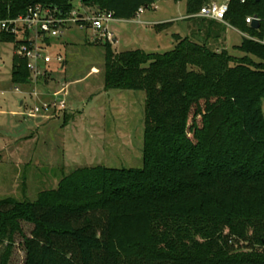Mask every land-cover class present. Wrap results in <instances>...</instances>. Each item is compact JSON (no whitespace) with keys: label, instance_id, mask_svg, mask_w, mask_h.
<instances>
[{"label":"trees","instance_id":"16d2710c","mask_svg":"<svg viewBox=\"0 0 264 264\" xmlns=\"http://www.w3.org/2000/svg\"><path fill=\"white\" fill-rule=\"evenodd\" d=\"M74 1L0 0V16L34 6L66 15ZM78 1L130 21L158 0ZM179 1L188 16L208 3ZM241 1L224 21L263 39L264 0ZM208 23L203 43L175 36L166 53L115 54L105 41L104 90L145 94L142 167L80 168L33 202L0 200V264L16 237L23 264H264V46L243 37L241 59L211 50L224 30ZM26 64L15 56V85L29 82Z\"/></svg>","mask_w":264,"mask_h":264},{"label":"rangeland","instance_id":"374dc122","mask_svg":"<svg viewBox=\"0 0 264 264\" xmlns=\"http://www.w3.org/2000/svg\"><path fill=\"white\" fill-rule=\"evenodd\" d=\"M177 1L158 0L155 11L149 8L131 21L111 23L108 32L117 42H106L111 44L112 52H169L174 47V35L189 37L186 25L194 34L189 38L203 43L204 29L210 30L213 24L197 17L185 21V2ZM80 9L86 15L94 12L74 1L73 10ZM217 25L224 31L218 39L208 41L209 48L243 58L236 49L242 42V32L228 28L227 19ZM105 44L94 39L91 31L70 25L54 44L63 69L54 67L36 83L15 85L11 80L13 45L0 43V200L33 202L39 193L56 189L63 177L80 168L141 169L145 94L104 90ZM249 59L259 63L254 57ZM64 91L65 110L28 116L35 107L61 100ZM262 110L264 114V99ZM29 229L23 225L26 235ZM186 248L193 252L191 244ZM23 260L22 240L16 237L10 264H23Z\"/></svg>","mask_w":264,"mask_h":264},{"label":"built area","instance_id":"2783aa9c","mask_svg":"<svg viewBox=\"0 0 264 264\" xmlns=\"http://www.w3.org/2000/svg\"><path fill=\"white\" fill-rule=\"evenodd\" d=\"M241 3H244V1L242 0ZM149 8L154 11L157 9L154 4ZM148 9H138L135 17L140 16ZM227 11V2H210L202 6L196 15L189 16V18L197 17L224 23ZM257 20L259 23V19ZM116 21L112 14L108 12L94 11L91 15H86L80 9L79 11L72 10L70 13L63 15L57 8L34 6L28 8L25 15L16 18H1L0 16V43H5L7 39L11 41L14 55L27 62L26 68L30 73L29 81L36 83L47 72L52 71L54 67L61 68L63 61L55 53L54 44L68 26L74 25L80 30L91 31L92 37L98 41H111L113 38L108 32V26ZM253 21L254 17H248L245 23L251 26ZM245 38L264 46V38L258 40L247 35ZM31 95L37 96L35 93ZM66 96L67 92L64 91L61 95V100L51 104H42L41 107H35L29 112L28 116L33 118L42 112H62L66 109Z\"/></svg>","mask_w":264,"mask_h":264},{"label":"water","instance_id":"95a60500","mask_svg":"<svg viewBox=\"0 0 264 264\" xmlns=\"http://www.w3.org/2000/svg\"><path fill=\"white\" fill-rule=\"evenodd\" d=\"M253 1H254L255 3H259L261 0H253ZM258 27H259L258 20H257L256 17H254V21H253V23H252V25H251V28L254 29V30H256ZM114 43H115V40L112 41V44H114ZM63 67H64V64L61 65V68H60V69H63ZM22 104H23V101H20V102H19V107H21Z\"/></svg>","mask_w":264,"mask_h":264},{"label":"crops","instance_id":"0c3cea01","mask_svg":"<svg viewBox=\"0 0 264 264\" xmlns=\"http://www.w3.org/2000/svg\"><path fill=\"white\" fill-rule=\"evenodd\" d=\"M177 2H180V1H177ZM94 13V12H93ZM189 19V16H187V18L185 19V21H187ZM118 21V20H117ZM131 21V20H130ZM216 24H221V23H217V22H215ZM228 28H231V27H229L228 26ZM233 29V28H232ZM186 32H187V35L190 37H192V36H194V34H192V33H190V30H189V28H188V26L186 25ZM241 35H242V37H245L246 35L245 34H242L241 33ZM175 36H177V35H174V37L173 38H175ZM178 37H180V36H178ZM186 37V36H185ZM190 37V38H191ZM181 38H183V37H181ZM113 40H115V43H114V45L116 44V42H117V40L114 38ZM175 45V41H174V39H173V46ZM207 46H208V42H207V44H206ZM209 47V46H208Z\"/></svg>","mask_w":264,"mask_h":264}]
</instances>
